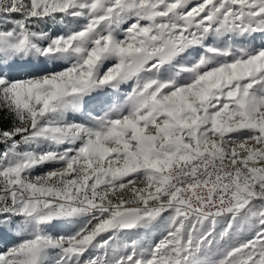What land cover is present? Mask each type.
Segmentation results:
<instances>
[{
  "label": "snow or ice",
  "instance_id": "1",
  "mask_svg": "<svg viewBox=\"0 0 264 264\" xmlns=\"http://www.w3.org/2000/svg\"><path fill=\"white\" fill-rule=\"evenodd\" d=\"M0 264H264V0H0Z\"/></svg>",
  "mask_w": 264,
  "mask_h": 264
}]
</instances>
